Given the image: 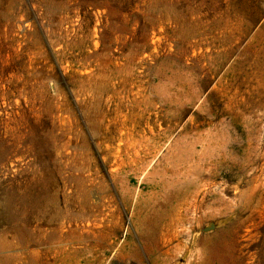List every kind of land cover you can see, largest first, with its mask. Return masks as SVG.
I'll use <instances>...</instances> for the list:
<instances>
[{"label": "rangeland", "instance_id": "374dc122", "mask_svg": "<svg viewBox=\"0 0 264 264\" xmlns=\"http://www.w3.org/2000/svg\"><path fill=\"white\" fill-rule=\"evenodd\" d=\"M0 264H264V0H0Z\"/></svg>", "mask_w": 264, "mask_h": 264}, {"label": "bare ground", "instance_id": "6f19581e", "mask_svg": "<svg viewBox=\"0 0 264 264\" xmlns=\"http://www.w3.org/2000/svg\"><path fill=\"white\" fill-rule=\"evenodd\" d=\"M52 1H53V0H52ZM101 2H102V1H101ZM104 3H105V2H104ZM98 4H99V3H98ZM106 6H107V5H106ZM97 8H98V7H97ZM104 9H105V7H104ZM70 11H71V10H70ZM98 11H99V10H98ZM111 13H113V11H112ZM95 14H96V13H95ZM48 15H49V14H48ZM48 15H47V16H48ZM105 15H106V13H105ZM111 16H112V15H111ZM111 16H108V17L110 18ZM108 17H107V18H108ZM107 18H106V19H107ZM114 18H115V17H114ZM107 20H108V19H107ZM56 21H57V20H56ZM93 21L95 22L94 19H93ZM112 22H113V21H112ZM112 22H110V23H112ZM78 25H79V23H78ZM98 26H99V25H98ZM100 29H101V28H100ZM110 29H111V28H110ZM75 30H76V29H75ZM102 30H103V29H102ZM108 30H109V29H108ZM106 31H107V30H106ZM75 32H76V31H75ZM110 32H111V31H110ZM99 33H100V32H99ZM104 33H105V32H104ZM107 33H108V32H107ZM74 35H75V34H74ZM75 38H76V37H75ZM100 46H102V45H100ZM89 55H90V52H89ZM63 70H64V69H63ZM65 70H67V69H65ZM91 78H92V77H91ZM91 82H94V81L91 80ZM91 90H92V88H91ZM92 91H93V90H92ZM92 93H93V92H92ZM104 101H106V100H104ZM97 106H98V105H97ZM101 111H102V110H101ZM102 113H103V112H102ZM87 115H88V114H87ZM98 118H99V117H98ZM100 120H101V119H100ZM78 121H79V120H78ZM86 123H87V122H86ZM91 123H92V122H91ZM91 123H90V124H91ZM72 129H73V128H72ZM81 129H82V128H81ZM7 130H8V129H7ZM10 131H11V129L9 130V132H10ZM10 134H11V133H10ZM83 134H84V133H83ZM20 135H21V134H20ZM10 136H11V135H10ZM24 136H25V135H24ZM82 136H83V135H82ZM20 137H21V136H20ZM22 137H23V135H22ZM80 140H81V139H80ZM86 140H87V139H86ZM86 140H85V141H86ZM75 142H76V141H75ZM81 150H82V149H81ZM81 154H82V153H81ZM21 161H22V160H21ZM114 161H115V160H114ZM13 164H14V163H13ZM85 165H86V164H85ZM89 165H90V164H89ZM89 165H88V166H89ZM83 166H84V165H83ZM81 167H82V166H81ZM74 171H75V170H74ZM76 171H77V170H76ZM75 173H76V172H75ZM70 176H72V175H70ZM105 189H106V188H105ZM91 193H92V192H91ZM92 194H93V193H92ZM90 196L92 197V195H90ZM96 201H97V199H96ZM104 225H106V224H104ZM111 225H112V224H111ZM102 227H104V226H102ZM81 228H82V227H81ZM100 231H101V230H100ZM80 232H81V231H80ZM87 235H89V234H87ZM85 236H86V235H85Z\"/></svg>", "mask_w": 264, "mask_h": 264}, {"label": "water", "instance_id": "95a60500", "mask_svg": "<svg viewBox=\"0 0 264 264\" xmlns=\"http://www.w3.org/2000/svg\"><path fill=\"white\" fill-rule=\"evenodd\" d=\"M214 227L213 224H210L208 227L205 228V230H209V229H212Z\"/></svg>", "mask_w": 264, "mask_h": 264}]
</instances>
